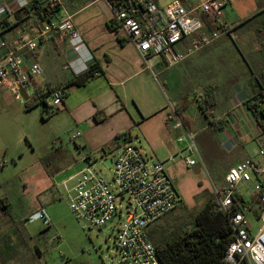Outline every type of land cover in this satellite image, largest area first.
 Listing matches in <instances>:
<instances>
[{
  "label": "crops",
  "instance_id": "crops-1",
  "mask_svg": "<svg viewBox=\"0 0 264 264\" xmlns=\"http://www.w3.org/2000/svg\"><path fill=\"white\" fill-rule=\"evenodd\" d=\"M26 1L28 8L20 9L16 0H0V37L7 42V47L0 49V63L13 50L24 57L26 66L35 63L41 65L42 73L26 85L28 94L33 96L37 91L51 88L63 92L64 107L59 112H68L75 125L82 129V140L78 147L90 151L86 154L88 158L104 147L115 145L113 143L119 139L133 141L135 138L149 159L162 161L165 167L168 166L169 175L184 204L187 201L182 191L186 185L174 178L180 170L193 175L198 190L189 198L191 202L187 205L191 206L199 194L211 192L212 189L209 185L210 190L206 191L208 187L199 177L200 173L193 169L198 165H186L185 157L194 155L186 151L185 133L176 130L173 122L167 120L170 105L175 107L177 113L181 110V115H178L194 139L207 134L211 137L209 144L219 147L210 154L198 150L201 162L206 163L209 172L212 171L211 159L213 163L219 162L221 165L214 187L225 185L231 167L251 159L244 156L228 163L224 154L245 150L252 141L261 145L260 152L264 151V116L257 118L248 104L252 99L251 104L259 112L264 107L261 101H264V92L258 85L264 83V27L253 28L251 36L245 38L239 34L240 29L235 22L228 23L222 19L227 25V32L206 45L199 42L212 33L209 28L184 39L178 50L189 53L188 57L168 67L160 56H150L147 63L143 60L116 22L109 3L57 0L59 6L52 20L70 19L74 23L94 57L95 71L100 72V76L80 85L74 81H79L82 76H77L69 66L76 54L67 36L53 32L38 42L35 51L29 52L23 47V39L37 36L48 22V18H44L34 7L35 0ZM185 2L190 6L194 0ZM159 3L162 6L161 1ZM7 7L13 9V14L6 13ZM196 59L207 61L193 67L192 62ZM209 59L216 60V65H212ZM181 69L186 73L184 76L180 73ZM189 75L193 76L195 82L199 79L208 84L190 86L189 83L188 86L183 77ZM244 75L252 76L250 89L240 85ZM181 82L187 89L180 87ZM211 87L217 89V103L204 111L197 101ZM166 89L170 91V96ZM70 94H79L78 101L72 102L67 98ZM12 97L6 88L0 89V99L11 101ZM181 138L183 141L179 142ZM260 152L258 156H262ZM255 161L264 163V156ZM242 189L246 190V194ZM238 193L244 199L243 203L252 207L251 222L257 220L259 207L253 186L242 184ZM1 245L0 239V251ZM20 253L23 257V252ZM34 254L36 264H42L41 250L34 249ZM9 256L0 252V264H10Z\"/></svg>",
  "mask_w": 264,
  "mask_h": 264
},
{
  "label": "built area",
  "instance_id": "built-area-1",
  "mask_svg": "<svg viewBox=\"0 0 264 264\" xmlns=\"http://www.w3.org/2000/svg\"><path fill=\"white\" fill-rule=\"evenodd\" d=\"M88 1L90 4L99 1L109 3L119 27L146 63L150 56L162 57L168 67L183 62L189 53L179 51L178 46L184 39L208 28L204 16L219 25L221 31L204 36L200 44H208L228 29L222 16L229 0H194L190 6L185 0H175L165 7L160 5L161 0ZM16 3L20 9L27 6L26 0H16ZM40 3L51 7L58 4L57 0H40ZM6 13L13 14V9L7 7ZM53 32L68 37L76 54L69 66L77 76L89 71L94 57L70 19L47 22L37 36L23 39V47L29 52L35 51L38 42ZM6 47L7 42L0 37V49ZM42 71L39 63L26 66L24 57L10 50L0 63V89L6 88L16 100L23 102L21 88L27 91L26 85ZM98 76L100 72L96 71L94 77ZM63 107L62 91L51 88L45 113L51 116ZM167 120L173 122L176 130L185 133L186 151L194 155L185 157L186 165H197L200 156L194 137L188 133L172 105L167 112ZM182 141L183 138L179 139ZM260 154L264 156V151ZM77 177L76 185L69 192V208L79 222L90 228L107 229L117 221V264H162L149 230L155 222L182 204L165 163L149 159L142 148L128 144L113 163L109 178L90 168L81 170ZM242 184H251L257 196V221L261 226L256 232L250 218L252 207L242 203L240 208H236L237 193ZM213 193L233 230L226 264H264V163L250 159L231 167L225 185L214 187Z\"/></svg>",
  "mask_w": 264,
  "mask_h": 264
},
{
  "label": "rangeland",
  "instance_id": "rangeland-1",
  "mask_svg": "<svg viewBox=\"0 0 264 264\" xmlns=\"http://www.w3.org/2000/svg\"><path fill=\"white\" fill-rule=\"evenodd\" d=\"M173 1L161 0V4L164 7ZM222 19L228 23L235 22L240 29L239 34L247 38L253 28L264 27V0H230ZM203 61L207 60L196 59L192 66L197 67ZM209 62L216 65L214 59H209ZM180 73L183 76L186 74L184 69ZM251 79L252 76L244 75L240 85L250 89ZM183 80L188 86L189 83L190 86L208 84L199 79L193 81L192 75L183 77ZM182 82L180 87L187 89ZM166 92L170 96L168 89ZM79 97V94H70L67 98L77 102ZM12 99H0V201L6 198L10 203L6 210L0 202V252L10 255V264H36V248L43 253L42 264H117V221L107 229L90 228L86 223L79 222L69 208V192L76 185L77 174L81 170L93 169L107 179L113 163L128 144L139 148L142 145L135 138L133 141L122 138L115 141V145L104 147L88 158L86 154L90 151L78 147L82 129L75 125L68 112L48 116L42 102L27 110L20 99ZM209 138L207 134H202L194 139L199 152L210 154L219 148L209 144ZM184 145L187 143L184 142ZM260 149L261 145L252 141L245 150L224 155L228 163L244 156L260 160L263 157L258 156ZM212 160L211 174L201 159L198 160L200 164L193 168L208 187L206 191H212H203L194 199V204L188 206L191 202L189 198L198 187L190 172L180 170L174 180H182L186 185L182 192L187 203H182L155 222L150 227L151 231L172 235L191 229L195 213L204 207L207 196L213 194V184L220 172L221 165ZM242 191L246 194V190ZM252 223L256 232L261 224L255 219ZM20 252H23V257Z\"/></svg>",
  "mask_w": 264,
  "mask_h": 264
},
{
  "label": "trees",
  "instance_id": "trees-1",
  "mask_svg": "<svg viewBox=\"0 0 264 264\" xmlns=\"http://www.w3.org/2000/svg\"><path fill=\"white\" fill-rule=\"evenodd\" d=\"M33 3L39 13L44 18H48V22L52 20L59 6L58 4L53 7L50 5L44 6L40 3V0H35ZM25 8H28V4L22 9ZM204 19L212 33L221 31V27L209 17L204 16ZM2 23L8 24L7 21H2ZM95 72L92 64L89 71L80 75L82 76L81 79L79 81L75 80L74 83L84 85L86 81L94 77ZM258 85L260 90L264 92V83L261 82ZM50 90L47 89L46 92L37 91L35 95L31 96L26 109L34 108L39 102L44 103L46 107ZM216 90V87H211L205 91L203 98L197 101L199 108L207 111L216 105ZM261 101L264 103L263 100ZM251 102L252 99L248 104L254 115L257 118L264 116V107L259 112ZM178 113L181 115L180 109ZM243 202L244 199L240 193H237L236 208H240ZM1 205L8 210L10 203L5 198L1 200ZM149 236L156 247L162 264H226V252L233 240V230L226 215L220 209L216 195L213 193L207 196L204 207L195 213L191 229L172 235H168L166 232L159 234L156 231L149 230Z\"/></svg>",
  "mask_w": 264,
  "mask_h": 264
},
{
  "label": "water",
  "instance_id": "water-1",
  "mask_svg": "<svg viewBox=\"0 0 264 264\" xmlns=\"http://www.w3.org/2000/svg\"><path fill=\"white\" fill-rule=\"evenodd\" d=\"M20 93H21V96L23 98V103L25 104V108H26V105L29 102L30 97H29L26 89H24V88H21ZM103 229H105V228H103Z\"/></svg>",
  "mask_w": 264,
  "mask_h": 264
}]
</instances>
